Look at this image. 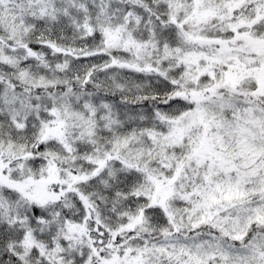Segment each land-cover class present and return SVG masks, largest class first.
<instances>
[{
  "label": "snow or ice",
  "instance_id": "snow-or-ice-1",
  "mask_svg": "<svg viewBox=\"0 0 264 264\" xmlns=\"http://www.w3.org/2000/svg\"><path fill=\"white\" fill-rule=\"evenodd\" d=\"M0 264H264V0H0Z\"/></svg>",
  "mask_w": 264,
  "mask_h": 264
}]
</instances>
